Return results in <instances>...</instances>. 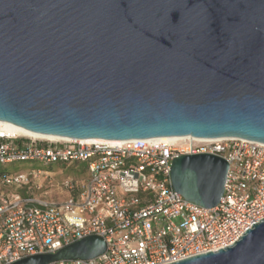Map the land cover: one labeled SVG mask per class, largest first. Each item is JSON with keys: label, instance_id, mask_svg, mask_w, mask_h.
<instances>
[{"label": "water", "instance_id": "95a60500", "mask_svg": "<svg viewBox=\"0 0 264 264\" xmlns=\"http://www.w3.org/2000/svg\"><path fill=\"white\" fill-rule=\"evenodd\" d=\"M0 121L75 140L264 143V0H0ZM228 169L216 154L181 155L172 185L211 208ZM105 250L90 235L10 264ZM169 264H264V218L230 246Z\"/></svg>", "mask_w": 264, "mask_h": 264}, {"label": "built area", "instance_id": "2783aa9c", "mask_svg": "<svg viewBox=\"0 0 264 264\" xmlns=\"http://www.w3.org/2000/svg\"><path fill=\"white\" fill-rule=\"evenodd\" d=\"M3 122L0 165L83 163L78 173L84 176L63 177L58 185L66 197L51 200L34 191L53 187L52 171H0V264L55 253L90 235L104 238L105 252L51 264H169L230 246L264 218L262 142L49 140L21 135ZM198 153L229 163L220 203L211 208L186 200L172 185L173 160Z\"/></svg>", "mask_w": 264, "mask_h": 264}, {"label": "rangeland", "instance_id": "374dc122", "mask_svg": "<svg viewBox=\"0 0 264 264\" xmlns=\"http://www.w3.org/2000/svg\"><path fill=\"white\" fill-rule=\"evenodd\" d=\"M74 166V165H73ZM70 164L66 166L63 163H53V164H46L43 161H27V162H15L9 165H0V171H29L31 168H41L50 170L53 172V187H46L42 191H34V194L47 197L51 200H61L66 197V193L62 192L59 189L58 183L61 181L63 177L66 176H74L76 178H82L84 175H79L78 171L82 168L83 164L80 163L78 167L74 169V167ZM73 167V168H72ZM44 182V179L42 178ZM22 194L26 195V190L22 189L20 191Z\"/></svg>", "mask_w": 264, "mask_h": 264}, {"label": "bare ground", "instance_id": "6f19581e", "mask_svg": "<svg viewBox=\"0 0 264 264\" xmlns=\"http://www.w3.org/2000/svg\"><path fill=\"white\" fill-rule=\"evenodd\" d=\"M4 126L8 125V127L12 130V131H16L21 135H26V136H34V137H40L43 139H49V140H74V139H69V138H64V137H59V136H53V135H44V134H38L32 131H29L27 129H24L20 126H17L15 124L12 123H8V122H3ZM2 124V125H3ZM178 137H157V138H152L150 139L151 141H169V140H174L177 139ZM96 140H101L102 139H83L82 141H96ZM108 143L111 144H117V143H121L123 140H104Z\"/></svg>", "mask_w": 264, "mask_h": 264}, {"label": "trees", "instance_id": "16d2710c", "mask_svg": "<svg viewBox=\"0 0 264 264\" xmlns=\"http://www.w3.org/2000/svg\"><path fill=\"white\" fill-rule=\"evenodd\" d=\"M79 164H80V163H74V164H73L74 166H73V165H71V166H73V167H74V169H75V168H76V166H79ZM82 164H83V163H82ZM73 167H72V168H73Z\"/></svg>", "mask_w": 264, "mask_h": 264}]
</instances>
